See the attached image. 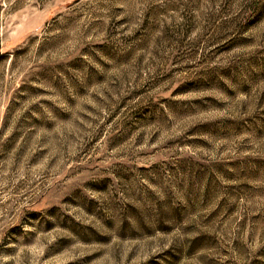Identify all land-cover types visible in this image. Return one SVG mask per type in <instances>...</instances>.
<instances>
[{
  "label": "rangeland",
  "instance_id": "obj_1",
  "mask_svg": "<svg viewBox=\"0 0 264 264\" xmlns=\"http://www.w3.org/2000/svg\"><path fill=\"white\" fill-rule=\"evenodd\" d=\"M0 264H264V0H0Z\"/></svg>",
  "mask_w": 264,
  "mask_h": 264
}]
</instances>
